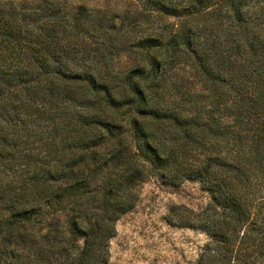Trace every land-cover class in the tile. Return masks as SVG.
Returning <instances> with one entry per match:
<instances>
[{
  "label": "trees",
  "instance_id": "1",
  "mask_svg": "<svg viewBox=\"0 0 264 264\" xmlns=\"http://www.w3.org/2000/svg\"><path fill=\"white\" fill-rule=\"evenodd\" d=\"M143 4L0 0V264H109L152 175L196 264H264V0Z\"/></svg>",
  "mask_w": 264,
  "mask_h": 264
},
{
  "label": "rangeland",
  "instance_id": "2",
  "mask_svg": "<svg viewBox=\"0 0 264 264\" xmlns=\"http://www.w3.org/2000/svg\"><path fill=\"white\" fill-rule=\"evenodd\" d=\"M57 1L68 7L85 5L122 19L129 16L127 21L131 22H134V14L146 10L143 0ZM208 202V193L197 182L172 186L152 175L140 185L136 206L117 222V234L109 244V264H196L208 242L207 235L172 225L169 216L173 207L185 206L198 211Z\"/></svg>",
  "mask_w": 264,
  "mask_h": 264
}]
</instances>
